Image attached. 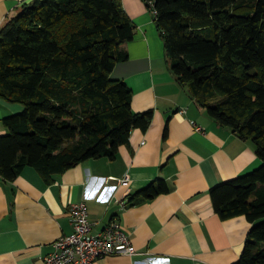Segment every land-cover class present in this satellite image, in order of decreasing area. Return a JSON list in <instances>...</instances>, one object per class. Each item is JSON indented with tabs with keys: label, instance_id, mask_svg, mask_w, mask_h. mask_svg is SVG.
I'll list each match as a JSON object with an SVG mask.
<instances>
[{
	"label": "trees",
	"instance_id": "trees-1",
	"mask_svg": "<svg viewBox=\"0 0 264 264\" xmlns=\"http://www.w3.org/2000/svg\"><path fill=\"white\" fill-rule=\"evenodd\" d=\"M144 1L176 80L262 161L209 194L221 219L251 224L234 264H264V0ZM134 32L121 0H32L0 26V96L22 105L3 119L4 179L33 167L51 182L87 159H114L133 129L149 127L152 111L134 112L131 88L110 76ZM169 190L157 178L126 204Z\"/></svg>",
	"mask_w": 264,
	"mask_h": 264
},
{
	"label": "crops",
	"instance_id": "crops-1",
	"mask_svg": "<svg viewBox=\"0 0 264 264\" xmlns=\"http://www.w3.org/2000/svg\"><path fill=\"white\" fill-rule=\"evenodd\" d=\"M30 1L0 0V26ZM121 4L135 32L124 44L127 59L117 62L110 76L131 88L134 112L152 111L149 127L133 129L114 159H87L51 182L33 167L14 180L0 175V264H44L53 241L73 230L68 212L73 202L87 205L93 232L117 218L137 251L94 264H234L239 259L251 224L244 215L221 219L209 190L262 161L252 141L213 120L176 80L145 1ZM21 110L20 103L0 96V136L7 133L3 119ZM125 176L128 181L120 182ZM157 178L168 183L169 192L120 205Z\"/></svg>",
	"mask_w": 264,
	"mask_h": 264
},
{
	"label": "built area",
	"instance_id": "built-area-1",
	"mask_svg": "<svg viewBox=\"0 0 264 264\" xmlns=\"http://www.w3.org/2000/svg\"><path fill=\"white\" fill-rule=\"evenodd\" d=\"M149 10L154 16L156 11L151 7ZM196 129L201 130L198 126ZM127 181V176L120 180ZM119 203L123 207L126 205L124 200ZM68 212L73 230L53 241L52 251L43 257L44 264H94L96 260L107 256L137 254L130 236L123 230L117 218L101 230L93 232L84 202L71 203Z\"/></svg>",
	"mask_w": 264,
	"mask_h": 264
}]
</instances>
